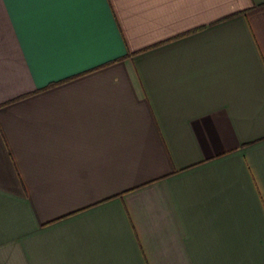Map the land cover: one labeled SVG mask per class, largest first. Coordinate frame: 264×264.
<instances>
[{
	"label": "crops",
	"instance_id": "obj_1",
	"mask_svg": "<svg viewBox=\"0 0 264 264\" xmlns=\"http://www.w3.org/2000/svg\"><path fill=\"white\" fill-rule=\"evenodd\" d=\"M42 61L0 0V264H264V0H105Z\"/></svg>",
	"mask_w": 264,
	"mask_h": 264
},
{
	"label": "snow or ice",
	"instance_id": "obj_2",
	"mask_svg": "<svg viewBox=\"0 0 264 264\" xmlns=\"http://www.w3.org/2000/svg\"><path fill=\"white\" fill-rule=\"evenodd\" d=\"M14 20L33 38L39 58L58 62L77 55L100 37L90 24L103 15L105 0H7Z\"/></svg>",
	"mask_w": 264,
	"mask_h": 264
}]
</instances>
